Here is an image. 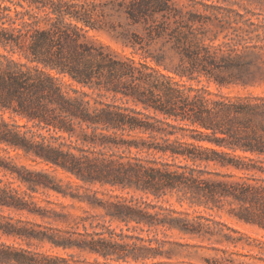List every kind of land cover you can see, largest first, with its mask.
Returning a JSON list of instances; mask_svg holds the SVG:
<instances>
[{
    "label": "trees",
    "instance_id": "obj_1",
    "mask_svg": "<svg viewBox=\"0 0 264 264\" xmlns=\"http://www.w3.org/2000/svg\"><path fill=\"white\" fill-rule=\"evenodd\" d=\"M84 7L85 1L74 0H0V142L82 183L141 193L129 200L102 199L96 192L78 195L90 206L101 207L109 223H134L133 227L144 225L156 231L175 229L234 247L253 242L256 254L264 259V241L202 210L194 208L189 213L158 203L176 193L181 205L225 211L238 221L264 228V99L231 100L206 85L186 84L160 73L145 59L165 67L163 54L149 52L145 48L149 43L135 31L129 35L120 31V40L144 58L138 63L94 44L86 35V27L92 28L93 22ZM117 10L129 24L141 25L149 40L167 36L181 56V63L173 68L178 76L199 82L203 73L218 86L229 82L213 69L228 68L233 62L224 57L217 60L200 46L190 23L193 12L184 18L170 0L117 1ZM4 112L37 128L9 122ZM23 171L18 179L33 190L66 194L54 175L44 170ZM0 204L22 208L1 187ZM0 232L71 246L69 238L53 239L45 231L15 227L9 221H0ZM40 232L46 237L38 236ZM113 234L110 230L109 238L91 237L78 245L80 250L102 256L103 263L70 261L0 242V264H118L161 254L144 244L128 248ZM220 250L222 255L212 264L222 260L234 264L232 252Z\"/></svg>",
    "mask_w": 264,
    "mask_h": 264
},
{
    "label": "rangeland",
    "instance_id": "obj_2",
    "mask_svg": "<svg viewBox=\"0 0 264 264\" xmlns=\"http://www.w3.org/2000/svg\"><path fill=\"white\" fill-rule=\"evenodd\" d=\"M74 1L77 3L85 1L84 8L92 16L93 27H86V35L88 40L94 44H101L120 57H130L138 63L144 58L139 53L131 52V48L125 46L120 40V31L125 35L135 31L149 43L145 44L149 52L154 55L163 54L165 67L156 65L149 57L145 59L148 65L160 73L171 76L179 82L185 81L186 84L206 85L211 92L231 100L239 97L251 101L264 99V0H170L175 7L181 10L184 18L188 17L189 12L194 13V21L190 23L201 40L200 46H205L213 52L217 60L224 57L225 60L233 62L228 68L213 69L214 73H218L223 79L229 81L224 86H218L212 78L208 80L203 73L199 76V82L174 73L173 68L181 63L180 54L172 47V42L167 41L166 35L149 40L147 31L141 25L129 24L125 14L117 10V1L126 0ZM14 56L17 57V55ZM62 80L69 82L67 77ZM83 90L91 92L88 88H83ZM3 117L9 122L26 124V128H37L32 127L31 122L26 123L24 118L11 116L8 112H4ZM261 122L264 125V120ZM26 128L22 127V129ZM39 131L47 133L45 129H39ZM261 133L264 136V132L261 131ZM204 143L212 145L209 142ZM23 168L44 170L54 175L56 182L61 185L66 194L63 195L51 189L33 190L17 177L18 173H25ZM68 182L71 187L66 186ZM0 187L11 192L16 197L18 205L22 207L15 208L0 204L1 222L9 221L15 227L23 226L27 229L42 230L51 234L53 239L69 238L70 240L67 245L71 246L63 247L55 245L47 238L43 241L36 236L22 239L0 232V242L22 247L38 254L58 255L70 261L93 263L97 260L103 263L105 259L102 256L80 250L78 245L85 244L83 241H88L91 237L109 238V231L113 230V237L119 242L127 243L128 248L133 246V243L144 244L155 247L161 253L153 259L134 261L129 258L128 262L119 261L118 264H157L158 262L159 264H212L215 258L219 260L222 255L220 248L232 252L230 256L234 264L238 262L264 264V259L256 254L257 247L253 242L244 245L239 243L234 247L232 244L227 246L225 243L201 240L175 229L156 231L147 229L144 225L133 227L134 223L128 226L118 221L109 223L107 222L108 217L102 216L101 207L90 206L86 201L79 200L78 195L83 196L85 192H96V195L102 199L125 198L129 200L131 196H142L141 193L128 192L109 185L101 186L98 183L92 185L82 183L61 169H55L39 158L25 154L22 149H14L2 142H0ZM151 198L153 197L149 195V199ZM158 203L170 204L177 210H186L189 213L194 208L202 210L204 214H211L215 219L227 222L240 233L252 239L264 241V228L238 221L225 211L215 212L203 207H190L185 202L181 205L176 193L161 198ZM38 236H44V234L40 232ZM216 262L232 263L224 260Z\"/></svg>",
    "mask_w": 264,
    "mask_h": 264
}]
</instances>
